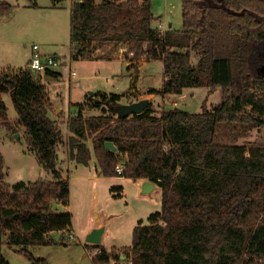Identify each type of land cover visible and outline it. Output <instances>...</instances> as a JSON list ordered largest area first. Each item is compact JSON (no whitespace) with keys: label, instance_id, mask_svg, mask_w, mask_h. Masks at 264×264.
I'll list each match as a JSON object with an SVG mask.
<instances>
[{"label":"trees","instance_id":"obj_1","mask_svg":"<svg viewBox=\"0 0 264 264\" xmlns=\"http://www.w3.org/2000/svg\"><path fill=\"white\" fill-rule=\"evenodd\" d=\"M56 5L63 0H51ZM37 5L36 2L33 3ZM183 28L160 30L152 0H75L71 43L75 59L102 58L105 45H136L149 59L163 61V85L151 92L180 94L187 87L221 88V102L200 112L179 107L153 115L149 102L141 113L119 115L122 94L102 93L91 104L77 103L70 119L71 157L89 164L93 149L105 176L145 178L162 188V210L134 227L133 244L122 252L130 264H264V143H222L220 126L264 125V0H182ZM0 0V13L11 8ZM111 44V45H110ZM132 53L135 50H130ZM193 52L198 61H193ZM28 67L0 69V123L12 126L3 94L9 93L17 123L52 180H6L0 152V264L8 245L31 264H49L30 246L52 243L46 233L72 226L70 211L54 212L52 202L69 204L70 182L57 167L56 146L63 135L48 113L43 78ZM132 79V87L137 82ZM98 94V93H97ZM86 106L102 115L86 117ZM111 141L116 151L106 142ZM124 170L116 171L120 157ZM122 186H114L119 190ZM94 264H111L122 252L101 244Z\"/></svg>","mask_w":264,"mask_h":264},{"label":"rangeland","instance_id":"obj_2","mask_svg":"<svg viewBox=\"0 0 264 264\" xmlns=\"http://www.w3.org/2000/svg\"><path fill=\"white\" fill-rule=\"evenodd\" d=\"M7 1L12 5L10 10L0 13V67H28L26 64L33 44H39L44 53L58 56L60 64L56 68L61 74L50 79L43 76L41 78L45 80L48 89L49 104H52L51 111L56 115L57 110L64 118H69L71 112H75V104L81 102L91 104L93 100L90 97L94 96L91 93L99 90L107 92L108 95L112 92L122 94L120 104L133 101L137 92L131 89V70L128 69L127 59L137 60L138 62L133 64L137 68L141 65V76L137 84L141 96L147 95L150 87L162 88L163 61L157 59L143 63L146 55L142 48L140 50L136 45L116 47L110 44L112 46L110 49V46L105 45L101 51H106L107 54L104 56L110 59H74L70 35V7L74 3L73 0H64L58 7H52L51 0ZM34 2L37 5H34ZM152 7L155 16L152 22L154 27L162 31L169 28H183L182 0H152ZM122 47L128 50L122 52ZM130 50L135 52L132 53ZM192 58L195 63L198 61L195 52ZM74 71L75 76L72 75ZM100 92L95 94L97 98L102 94ZM221 95V88L210 91L208 87H187L180 94L164 95L160 92L148 94V99L156 114L175 106L191 112H200L204 100L206 106L213 109L221 102ZM3 97L9 108V118L13 123L11 127L0 123V152L5 159L6 180L15 183L20 180L47 179V171L38 167L40 165L33 157L36 152L28 143L25 127L17 123L18 114L10 94L4 93ZM139 99L141 98L138 96ZM92 111L99 112L98 109ZM59 120L58 117L57 121ZM64 121L62 128L66 130L67 120ZM217 139L222 143L230 144L264 143V125H223L219 127ZM92 157H96L94 152ZM72 179L70 178L73 183L72 211L70 209L69 211L73 215L74 228L75 226L78 228L76 231L70 228L66 232L51 233L49 238L52 243L31 247L30 250L35 256L47 258L49 264H94L92 258L94 253L87 250L84 240L86 229L92 222L102 218L107 224L108 243L115 238L124 244H131L133 240L132 227L137 213H139L138 220L143 219L144 224L149 223L148 216L154 211H148V208L144 207L146 199L142 196L137 197L134 185H127L126 192L123 191V195H118L112 190L113 184L103 186L93 179H86V183L83 184L76 177ZM84 185L86 193H84ZM95 187L99 189L97 200L93 198ZM133 207L138 209L132 210ZM58 208L60 209L61 205ZM71 232L75 234V239L68 240L67 236ZM3 254L10 264H31L27 257L15 252L8 243L3 245ZM119 260V264L126 262L130 264L129 260L126 262L123 261L124 259Z\"/></svg>","mask_w":264,"mask_h":264},{"label":"crops","instance_id":"obj_3","mask_svg":"<svg viewBox=\"0 0 264 264\" xmlns=\"http://www.w3.org/2000/svg\"><path fill=\"white\" fill-rule=\"evenodd\" d=\"M73 2H74V0H73ZM58 6H61V2L56 4V5H53V3H52V7H58ZM71 8H72V5L70 7V13H71ZM70 34H71V31H70ZM71 45H72V43H71ZM30 57H31V52H30L29 60H30ZM102 58L110 59V57H102ZM88 59H100V58H88ZM145 59L146 60H144L143 63L150 62L151 60H157V59H149L147 57H145ZM29 60H28V62H29ZM126 61H128V69L131 70V85H132V79H133L134 74L136 73L137 76H138L135 87L131 88L134 92H137V93L134 94L135 96L133 98L135 101L133 100L130 103L136 102V101H139V100H142V99H145V98H148V94H155L156 92H151V89L152 88H156V87H150L149 90L146 89V90L149 91L148 93L146 91L147 95L142 93V94H144V96H141V92L139 93V91H141V90H139V88L137 86L138 81H139L140 76H141V74H140L141 65L137 68L136 66L133 65L134 62H136L137 60L134 61V60L127 59ZM26 65H28V64H26ZM1 68H15V67L5 66V67H0V69ZM21 68H23V67H21ZM53 70L58 71L56 67ZM43 81L45 82L44 79H43ZM48 81L49 80H46V82H48ZM157 89H161V88H157ZM100 91L101 90L94 91L93 95L99 93ZM102 93H107V92L103 91ZM112 93H118V92H112ZM109 94H111V93H109ZM138 96L141 99L138 100ZM126 104H129V103H126ZM51 105L52 104H49L48 113L51 116V118H53L56 121V123L60 127V129L62 131V135H63V138H62L61 142H59L57 144V146H56L57 156H58L57 157V167L62 171L63 178H67L69 180V182H70V190H71L69 204L65 205L59 200H54V204L52 202V210L54 212L69 211V209L72 211L73 183H72V181H70V178H71V180H73L72 179L73 177H76L77 179H79L81 181L80 183H83V184L86 183V181H85L86 179H93L97 184L98 183H102L103 186H108L110 184H113L112 190H113L114 186H122L121 189L114 191V192H117L118 195H123V191L126 192L127 185L132 184V185H134L135 193H136L137 197L141 198V196H142V197H144L146 199V203L144 204V207L148 208V211L153 210L154 212H156V211H161L162 210L163 194H162V188H161V186L158 183L152 181L153 182V186L151 187V189H149L148 191H144V189H143L144 182L146 180H148V179H145V178L134 179V178H130V177L122 176V175L105 176V175L100 173V166H99V163L97 161V157H95V158L92 157V153L94 152L92 138H88V140L86 141L88 146L91 149V159L89 161V164L79 163L75 159H73L71 157V146H70V137L73 135V132L70 130L69 124H70V119L73 116H75V115H77L79 113V107L77 106V104H75L76 105L75 112H71L70 117L66 119V118L63 117V115L60 112H58L55 109V105H53V107L56 110V113H58V114L56 115L54 112H52L51 111ZM93 109L94 110L98 109L99 112H96V111L93 112L92 111ZM100 111L102 112V110L100 108L92 107V106H86L84 109H82V114L84 116H86V117L102 115L103 112L101 113ZM153 115L160 116L161 113L160 114H156V112L154 110L153 111ZM58 117L60 118L59 121H57ZM64 120H67L66 130H64L62 128V123L65 122ZM114 151H116V149ZM94 154H95V152H94ZM25 156H27V158H30V156H28V154H25ZM33 157H34V159H36L35 161H37V163L40 165L38 167H40L42 170L45 169L47 171V174H46L47 175V177H46L47 179L46 180H52L53 179L52 172L47 170L39 162L38 157H37L36 154ZM125 157H126V155H122L120 157V162L123 159H125ZM84 191H85L84 193H86V186L85 185H84ZM93 198H94V200H97L99 198V189H97V187H95V189H94ZM55 205L57 207H54ZM59 205H61L62 209L58 208ZM158 208H160V209H158ZM136 209H138V208L137 207H133L132 208V210H136ZM154 212H151L150 214H152ZM138 215H139V213H137L136 216H135V223H134V225L132 227L133 229L139 223V221L143 220V219H139L138 220L137 219ZM149 216H148V218H149ZM100 227H103V232L101 234V240L97 244H101L102 246L106 247L109 250L111 248L115 247V248L118 249L119 252H122L123 248H129V247L132 246L133 240H132L131 244H124L121 240L113 238L111 240V242L108 243V240H107V238H108V236H107V224L103 221L102 218L97 219L96 222L95 221L92 222L89 225V227L86 229V232H85V235H84L85 245H86V243H90V242L87 241V236L92 232L93 229L100 228ZM70 228L75 229L74 231H76V229L78 228L77 226H75V228H74L73 219H72V226ZM70 228H68V229H70ZM68 229H65L63 231H59V230L49 231V232L46 233V237L48 239H50L49 236H50L51 233H53V232H64V231L66 232ZM31 247H33V246H30V249H31ZM91 248L99 251V247L95 248V247L92 246ZM120 259H124L123 261H125V262H126V260H129V259H126V255L123 252L120 255ZM119 263H120V260L112 259V261H111V264H119ZM126 264H128V263L126 262Z\"/></svg>","mask_w":264,"mask_h":264},{"label":"built area","instance_id":"obj_4","mask_svg":"<svg viewBox=\"0 0 264 264\" xmlns=\"http://www.w3.org/2000/svg\"><path fill=\"white\" fill-rule=\"evenodd\" d=\"M122 52H126L128 48L122 47ZM97 52H102L101 49H98ZM60 59L58 56L52 53H44L41 50L39 44H33L31 48V57L28 62V68L34 71L37 74H44L49 69H54L60 64ZM72 75L75 76L76 72H72ZM124 170V165L122 162H118L116 165V171L121 174ZM68 240L75 239V234L73 232L69 233L67 236ZM88 251H92L94 254L98 252V250L87 248ZM130 263V261H129Z\"/></svg>","mask_w":264,"mask_h":264},{"label":"water","instance_id":"obj_5","mask_svg":"<svg viewBox=\"0 0 264 264\" xmlns=\"http://www.w3.org/2000/svg\"><path fill=\"white\" fill-rule=\"evenodd\" d=\"M94 94L93 92L91 93ZM150 100L148 98L132 102L129 104H120L118 106V114L119 115H132L134 113H141L149 104ZM106 146L110 150H115L116 146L113 142L107 141ZM153 186V182L151 180H146L144 182V191H148ZM103 232V227L95 228L92 230V232L87 236V241L90 243H99L101 240V234Z\"/></svg>","mask_w":264,"mask_h":264}]
</instances>
